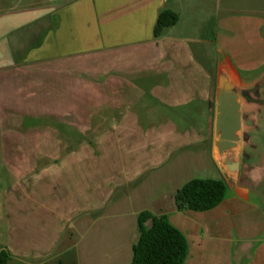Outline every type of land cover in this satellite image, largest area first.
<instances>
[{
  "label": "crops",
  "instance_id": "1",
  "mask_svg": "<svg viewBox=\"0 0 264 264\" xmlns=\"http://www.w3.org/2000/svg\"><path fill=\"white\" fill-rule=\"evenodd\" d=\"M7 5L15 10L0 16V68L59 62L56 73L86 83L88 96L94 86L102 87L109 114L95 115L105 121L102 133L115 139L102 173L96 161H40L39 190H24L22 202L14 192L2 201L7 221L0 227V250L9 252L10 264H49L68 253L78 264H131L143 211L166 215L184 233L185 264H264V158L237 161L238 169L230 170L214 149L221 68L244 91L248 141L258 149L257 135H264V0L210 5L208 0H9ZM166 9L179 20L155 37L158 15ZM97 56L103 58L98 81L92 75ZM77 62L88 64L86 76L75 73ZM186 107L205 124L140 120L160 117V108L185 118ZM108 116L114 120L107 122ZM199 140L209 143L213 161H177L176 177L160 175L168 145L183 148ZM194 178L225 180L223 201L207 211H179L175 194Z\"/></svg>",
  "mask_w": 264,
  "mask_h": 264
},
{
  "label": "rangeland",
  "instance_id": "2",
  "mask_svg": "<svg viewBox=\"0 0 264 264\" xmlns=\"http://www.w3.org/2000/svg\"><path fill=\"white\" fill-rule=\"evenodd\" d=\"M8 1L0 0V16L10 8ZM208 3L213 4L214 0H208ZM13 20L14 18L10 21ZM211 55L213 59L217 56L216 53ZM100 62H103V58L97 56L93 63L94 69L92 68L96 81L102 79V70H98ZM56 63L59 62L14 69L0 68V227L7 221V210L1 207V204L4 207L2 201L6 202L14 192L17 202H22L24 190H39L40 161H70L71 157L78 161H96V171L99 172L100 169L101 173L103 161H109L115 139L112 138L113 135L102 133L105 121L95 115L109 114V111L104 112L105 104L102 95L100 96L102 87L94 86L95 96H88L86 83L83 84L73 76L57 74L59 68ZM67 67H64V70L71 72ZM74 67L78 68L74 69L76 74L87 75L86 62H77ZM73 97L75 101H72ZM185 109L188 115L185 118H179L172 109L160 108L157 112L160 117L140 120L144 123H158L171 119L181 127L196 122L205 124L206 119L201 115L198 117L193 107ZM91 113L95 116H91ZM109 120L111 122L114 119L108 116L106 121ZM25 121H36L37 124L24 126ZM257 137L258 149L246 141L243 149L241 147L233 158L242 161L264 158V135ZM162 161L167 162V167L160 175L171 179L179 174L177 161L213 160L209 143L199 140L188 142L183 148L179 145H168L163 151ZM188 174L189 171L187 178ZM83 186L84 182H81L80 189H83ZM80 202L81 206L84 205L82 196ZM20 212L22 220L23 211ZM1 237L0 234V247Z\"/></svg>",
  "mask_w": 264,
  "mask_h": 264
},
{
  "label": "trees",
  "instance_id": "3",
  "mask_svg": "<svg viewBox=\"0 0 264 264\" xmlns=\"http://www.w3.org/2000/svg\"><path fill=\"white\" fill-rule=\"evenodd\" d=\"M179 20L177 13L162 10L157 19L154 36L174 26ZM36 121H25L24 126H34ZM227 184L223 179L194 178L186 182L175 194L179 211H207L220 204L226 194ZM138 240L133 247L131 264H185L189 245L184 233L168 220L166 215L157 216L143 211L137 221ZM10 254L0 250V264H10ZM49 264H78L76 255L59 256Z\"/></svg>",
  "mask_w": 264,
  "mask_h": 264
},
{
  "label": "water",
  "instance_id": "4",
  "mask_svg": "<svg viewBox=\"0 0 264 264\" xmlns=\"http://www.w3.org/2000/svg\"><path fill=\"white\" fill-rule=\"evenodd\" d=\"M243 97L238 79L226 68H221L217 77L214 149L217 158L230 170L238 169L237 161L241 159L233 156L248 141V135L243 131Z\"/></svg>",
  "mask_w": 264,
  "mask_h": 264
}]
</instances>
